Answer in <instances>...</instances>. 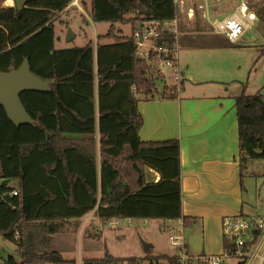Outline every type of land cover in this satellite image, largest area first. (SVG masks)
<instances>
[{"label": "trees", "instance_id": "16d2710c", "mask_svg": "<svg viewBox=\"0 0 264 264\" xmlns=\"http://www.w3.org/2000/svg\"><path fill=\"white\" fill-rule=\"evenodd\" d=\"M73 1L30 0L20 10L14 4L0 6V71H13L27 59L50 83L49 91L21 94L33 123H14L0 103V233L16 246L13 251L5 247L6 256L0 253L4 264H78L52 247V236L79 227L80 218L96 207L103 225L116 218H153L163 219L168 229L180 217L186 228L193 225L194 218L182 211L179 139L144 140L139 133L144 121L139 101L164 90L157 68L137 53L135 31L156 17H180L175 0H91L93 21H108L111 29L98 36L96 47L90 40L83 47L57 48L55 22ZM251 6L264 37V2ZM198 11L195 29L182 25L186 33L180 43L243 46L202 25ZM119 22L130 23L133 33L117 35ZM107 38L114 41L104 43ZM97 99L98 111L93 108ZM236 108L242 180L246 173L256 174L255 163H264V93H241ZM5 179L17 186L5 185ZM223 237L225 249L230 248ZM106 251L83 258V264H180L174 254H151L152 246L143 257Z\"/></svg>", "mask_w": 264, "mask_h": 264}, {"label": "crops", "instance_id": "0c3cea01", "mask_svg": "<svg viewBox=\"0 0 264 264\" xmlns=\"http://www.w3.org/2000/svg\"><path fill=\"white\" fill-rule=\"evenodd\" d=\"M212 1L209 3L212 4ZM229 2L236 6L240 0H230ZM82 3L83 0H80L81 5ZM81 5H78L79 9H81ZM252 7L254 9V6ZM207 8L206 17L211 15V11ZM258 21L259 18L255 22L256 25L249 31L258 28ZM183 24H181V37L185 34L182 28ZM243 36L235 42L243 45L242 47L226 49L197 48L180 43L181 49L183 47L192 48V52L187 57L183 55V60L179 54L184 77V71L187 70L188 73V78H183V87L179 95L175 94L174 97H170L168 93L163 92L164 95L157 94L152 99L140 100L138 105V110L144 118L139 129L142 139H179L182 168V211L184 215L194 218L191 227L192 235L201 238L197 254L200 252L214 254L224 251V222L236 215L249 214L245 209L247 188L244 179L241 180V166H239L240 131L236 108L237 97L245 92V89L237 83L247 65V62L243 63L240 57L241 49L247 46L246 43L240 42L244 38ZM198 58H204L207 62L199 63ZM193 62L194 65L191 67ZM159 88L162 89L160 86ZM96 111H98V107ZM98 129H100L99 125L97 131ZM96 135L99 138L101 133L97 134L96 132ZM98 157L100 159V154ZM155 178L158 180L159 176ZM96 210L97 207L90 209L80 218L81 225L79 227L73 225L68 232L73 230V234L78 232L81 236L86 237V231L89 229L90 234L87 237L101 238L107 225L99 223ZM71 220L74 219H69V221ZM96 231L99 232L96 233ZM65 233H54L53 244L57 241L61 242L62 238H59V235ZM69 246V244L61 242L54 248L64 256ZM189 247L191 251L190 243ZM15 248L16 246L13 248L8 246V249L12 251ZM106 250L111 252L108 247ZM146 253V251L143 253L140 251L137 253L127 252L125 255L114 252L112 254L117 257L130 255L143 257ZM174 253L175 251L171 254ZM72 257L77 259L78 264H83L84 256Z\"/></svg>", "mask_w": 264, "mask_h": 264}, {"label": "rangeland", "instance_id": "374dc122", "mask_svg": "<svg viewBox=\"0 0 264 264\" xmlns=\"http://www.w3.org/2000/svg\"><path fill=\"white\" fill-rule=\"evenodd\" d=\"M88 3V7L83 3L80 4V0H74L69 8L60 15V19L55 22L54 28L56 29L55 47H83L84 44L93 41V45L97 43L98 35L108 32L111 28L110 22L95 23L90 14L91 0H83ZM213 0L212 4H209V10L211 11L212 18H220L226 13L232 12L236 7L230 4V0ZM249 4L260 0H248ZM264 2V0H261ZM14 0H0V6L12 5ZM81 5V9L79 6ZM183 26H187L188 29H195L196 10H199V20L201 24L209 25L208 16L206 17V4L203 0H180L177 4ZM213 14V15H212ZM87 17V20L83 19ZM183 19V20H182ZM208 19V21H207ZM115 33L118 35L122 32L123 35H131L133 33L130 23H117L115 24ZM121 28V29H119ZM72 30L75 37L72 40H67L68 32ZM185 31V30H184ZM186 33V31H185ZM244 38L240 41L246 43L247 46L241 49V60L247 62L246 68L239 76L238 82L246 91V93H264V37L259 34L258 28L247 32ZM113 39H104V43H112ZM96 47V46H95ZM192 52V48H182L180 58L183 60V55L188 56ZM96 58V55H95ZM199 63L207 62L204 58H198ZM183 62V61H182ZM95 63L96 59H95ZM194 62L191 63V67ZM185 77L188 78L187 70ZM99 108L98 99L93 105L94 110ZM102 130H96L97 134H100ZM253 166L257 170L256 174L246 173L244 177V184L247 190L245 191V209L250 215H264V176L263 169L264 163L258 162ZM262 170V171H261ZM254 172V171H253ZM157 177V176H156ZM11 186H17L16 181H10ZM90 210V209H89ZM92 210V209H91ZM247 215V214H246ZM163 219H140V218H122L121 225L117 227L106 226L104 234L101 238L81 236L78 232L73 234V230L66 232L63 235H59L61 242L69 244L67 252L64 254L66 257L72 256H103L106 248L116 254L125 255L127 252L137 253L145 252V243L152 244L151 254H171L174 251V246L171 245L168 235L172 229V225L166 228ZM168 230V231H167ZM192 230L186 228V237L189 239L191 245V253L198 252L201 238L199 236L194 237ZM59 240V239H58ZM61 242L57 241L52 246L53 248ZM7 243V247L13 248L15 246L12 242ZM55 245V246H54ZM70 251V252H69ZM80 251V253H79ZM194 252V253H193ZM223 252V251H222ZM2 255H7L8 251L1 248ZM201 253V252H200ZM221 253V252H220ZM80 254V255H79ZM197 254V253H196ZM195 254V255H196ZM239 260L236 258L226 259V264H238Z\"/></svg>", "mask_w": 264, "mask_h": 264}, {"label": "built area", "instance_id": "2783aa9c", "mask_svg": "<svg viewBox=\"0 0 264 264\" xmlns=\"http://www.w3.org/2000/svg\"><path fill=\"white\" fill-rule=\"evenodd\" d=\"M180 0H175L178 4ZM208 7L209 1L203 0ZM227 1V0H225ZM224 1V2H225ZM4 6V5H3ZM6 6V5H5ZM236 8L220 18L208 15L213 32L227 36L232 42L238 41L243 34L253 28L258 20V15L249 4L248 0H240ZM209 9V7L207 8ZM135 31V44L137 53L146 58L157 68L158 84L169 96L179 95L185 78L179 54L181 49V18L174 16L172 19L154 18L144 26H137ZM173 36V42L169 36ZM133 95L137 96V85L132 86ZM18 190L13 192L17 195ZM122 218L106 222L107 226L121 225ZM176 226L168 235L171 245L174 246V255L180 264H226V259L236 258L238 264H264V215H236L224 222L223 234L231 243L230 248L221 253L192 254L190 252L186 227L183 218H178ZM171 223V221L169 222ZM18 237V236H17ZM0 264L4 261L0 259ZM156 264V263H155Z\"/></svg>", "mask_w": 264, "mask_h": 264}, {"label": "water", "instance_id": "95a60500", "mask_svg": "<svg viewBox=\"0 0 264 264\" xmlns=\"http://www.w3.org/2000/svg\"><path fill=\"white\" fill-rule=\"evenodd\" d=\"M30 0H14V6L22 9ZM75 34L69 30L67 40H72ZM50 83L33 72L28 60H24L19 68L13 71H0V103L5 106L7 115L16 124L33 123L21 100V94L26 91H49ZM1 174V167H0ZM9 179L3 183L8 185ZM7 247L3 235L0 233V248ZM151 243H145L144 249L148 252Z\"/></svg>", "mask_w": 264, "mask_h": 264}]
</instances>
